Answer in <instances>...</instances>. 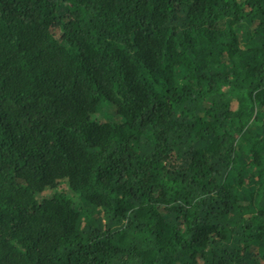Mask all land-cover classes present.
<instances>
[{
  "label": "trees",
  "instance_id": "16d2710c",
  "mask_svg": "<svg viewBox=\"0 0 264 264\" xmlns=\"http://www.w3.org/2000/svg\"><path fill=\"white\" fill-rule=\"evenodd\" d=\"M0 264H264V0H0Z\"/></svg>",
  "mask_w": 264,
  "mask_h": 264
},
{
  "label": "rangeland",
  "instance_id": "374dc122",
  "mask_svg": "<svg viewBox=\"0 0 264 264\" xmlns=\"http://www.w3.org/2000/svg\"><path fill=\"white\" fill-rule=\"evenodd\" d=\"M93 118L104 122H117L118 120H120L114 107L107 104L104 105V107L97 114H95ZM64 191L68 194L69 197H72L73 201L78 207L82 206V199L79 195L70 193V190Z\"/></svg>",
  "mask_w": 264,
  "mask_h": 264
}]
</instances>
